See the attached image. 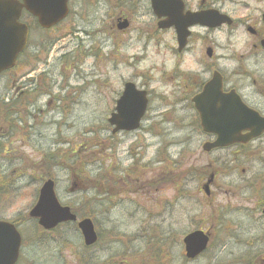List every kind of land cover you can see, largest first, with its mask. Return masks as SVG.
Instances as JSON below:
<instances>
[{"label": "rangeland", "instance_id": "1", "mask_svg": "<svg viewBox=\"0 0 264 264\" xmlns=\"http://www.w3.org/2000/svg\"><path fill=\"white\" fill-rule=\"evenodd\" d=\"M91 1V5H80L84 12L72 20L69 34L67 23L64 25L66 29L54 36H40V32L35 30L31 32V59L40 58V61L33 63L35 71L30 72L33 82L29 87V100H32V92L37 85L34 81L41 74L43 86L52 95L49 98H52L53 110L39 114L30 109V115L25 116L23 121L16 116L18 122L13 123L17 128L14 136H21L20 130L25 124L32 128L30 133L38 134L40 139H32L29 148L23 149L18 143H14L11 149L15 151V155L25 152L32 164L38 163L43 155H51L50 158L56 154L69 157L71 151L74 152L73 162H69L72 167L67 166L68 170L73 171V178L70 171L60 168L52 169L50 176L56 179L55 193L58 202L76 210L78 215L88 216L94 224L99 241L92 248H83L75 225L61 226L46 235L39 233L35 222L27 219L26 214L36 201L37 191L45 178V170L43 174H38V169H29L9 154L8 161L4 162L8 165V177L13 170L18 172L10 176L15 186H10V190L6 188L0 191V220L22 224L18 232L24 241L17 264H152L153 256L156 255V240L152 239L153 252L152 249H145V239L153 236L152 232H155L164 252L169 253V259L160 258L162 263L159 264H240L236 259L245 255L236 254L243 252L247 248L245 243L248 239L259 232L248 231V222L252 223L255 218L252 217L253 214L241 213L246 219L237 218L234 213L224 216L226 227L223 232L210 224L214 215L222 213L224 209H235L244 204L235 195V189L229 184L230 180L216 179L217 186L211 189L213 201L209 204L198 193V171L205 163L199 155L189 163L184 161L182 153L170 155L176 163H181L175 170H181L184 166L186 168L187 165L196 170L188 184L183 179L169 181L167 176V181L164 182L165 179L160 177L169 168H165L163 164L155 165L158 149L167 146V141L179 134L173 132L175 127L169 122L161 123L158 101L155 99L157 93L172 89L171 84L165 83L177 62L172 54V50H175L172 32L158 31L157 45L147 38L145 31L155 28V19L148 1L141 0L139 15L132 17L128 35H118L113 39L114 34H107L109 19L106 17L108 8L105 1ZM208 1L216 10L231 18L242 19L248 16L250 20L247 22L250 25H260L264 0ZM123 4L131 6L128 0L123 1ZM195 35L199 38H194L189 43L192 52L189 51L181 59L186 73L201 74L204 71L199 63L206 61L203 50L209 43H214L210 46L217 55L223 56V61L219 62V66L216 65L217 68L230 71L234 65L231 60L235 54L234 49L239 53L248 51L249 43L254 42L248 37L237 41L234 33L226 27L213 32L199 29ZM113 41L118 44L121 55L119 58L116 55L120 60L118 62L107 59L108 52L113 51ZM134 56L138 57L137 60L132 59ZM263 68L262 63L259 69ZM16 76L24 75L19 70ZM10 77L12 74L6 73L0 78V89L6 87L9 90L8 96L14 91L9 83ZM126 82L138 87L149 83L148 89L154 95L148 120L143 123L141 131L111 135L107 119L113 113L115 101ZM54 95L57 96L53 97ZM46 101L47 96L41 94L36 103L46 104ZM154 123H159L155 127L156 134H145L154 129ZM160 125L166 127L158 130ZM185 135L183 133L179 140ZM193 138L198 140V134H194ZM134 162L136 164L127 169ZM76 169H82L83 175L98 181L95 188L106 185L107 181L103 182L104 174L113 172L116 186H112V194L119 190L120 194L105 192L107 196H98L86 185L75 187L70 192L72 181L76 184L82 179ZM131 169L135 174L128 178V171ZM20 173H23V178ZM16 187L20 189L12 190ZM193 230H210L211 243L205 254L193 262H187L183 257L181 240ZM218 235L225 237L218 241ZM236 239L242 241L241 246L235 245ZM164 242L169 248L163 245Z\"/></svg>", "mask_w": 264, "mask_h": 264}, {"label": "flooded vegetation", "instance_id": "2", "mask_svg": "<svg viewBox=\"0 0 264 264\" xmlns=\"http://www.w3.org/2000/svg\"><path fill=\"white\" fill-rule=\"evenodd\" d=\"M104 1L108 8L106 14L107 19H109L107 34L109 36L110 34H114L113 39L118 35H128L132 17L139 15V2L141 0H128L131 6H125L123 4L125 0ZM176 1H178L180 5L182 4L183 14H197L209 10H216L208 0ZM91 4V0H66V2L60 0L58 4H47L46 2L31 4L30 0H25V2L23 0H10L8 10H12L13 16H17V23L26 29L27 36L25 47L17 56L14 70L11 72L12 77H10L9 83L13 86V94L8 96L7 91L9 90L6 87L0 89L1 114L7 116L9 114L16 115L23 121L25 116L30 115V109L33 110V113L39 114H44V112L49 113L50 110H53L52 98L47 100L46 104L38 105L36 103L38 97L41 95L40 91L43 90L42 76H38L34 81L37 85L32 92V100H29L31 93L29 87L33 82L30 72L34 73V70H31V68L34 67L33 63H36V61L31 59V32L35 30L40 32V36H54L56 34H61L62 30L66 29L64 25L67 23L69 28L67 34H69L72 29V20L77 19L80 14L84 12V8H80V5L85 7ZM53 10L65 11L66 16L64 20L49 30H41L37 23V16L34 15V13L39 12L40 14L45 13L50 15L51 13H48V11L51 12ZM261 16L259 20L261 26L259 24L250 25L247 22L250 20L248 16L242 19L231 18L232 23L229 28L230 32L234 33L236 40L239 41L240 39L248 37L251 40L253 39L254 42L252 41V43H249L248 51L246 50L239 53L240 51L234 49L233 52L235 54L231 57L234 65L230 71H223L221 68H217L219 62H221V60L223 61V56L217 55L210 46L212 44L214 45V43L205 45L203 58L206 59V61L199 63L204 67V71L201 74L186 73L183 70L181 59L187 55L189 51L192 52V49L189 48L190 41L194 38H199L198 35H195L196 30L213 31L206 30V28L200 26L192 27L190 29V36L186 48L181 52H178L176 48L174 51L172 50V54L176 57L177 62L167 82H165L166 84H171L172 89L166 92H159L155 97L158 101L157 108L158 112H160L158 116L161 122H169L173 127H178L179 124H183L186 135L183 140L178 141V143L179 145L183 144L182 154L185 159L184 161L189 163L192 158L198 157V155L205 161L202 168L198 171V173L200 172V187L198 188V193L210 204L213 201L211 189L217 186L216 179L226 178L230 180V186L235 189V195L244 202L243 205H239L235 209L226 208L222 213L214 215L210 224L218 228L220 232H223L226 227L224 226L226 222L224 221V216H230L234 213V215H237V218L242 217L246 219L241 213H249L253 214L252 217H255L252 223L247 221L249 223L248 231L259 230V232L248 239L245 243L247 248H245L243 252L236 254L240 256L245 255V257L236 259V262L240 264H264V130L259 137L250 140H239L249 135L250 131L242 129L240 133H236L233 132V130H238V128L231 127V133H228L229 130H225L224 134H222V132L217 134L216 128L222 127L224 121L229 120L228 118H223L222 115L218 116L220 111H224L226 115L236 113L237 115H242L241 119H244L243 114H245V112L240 107L241 104L245 109L256 113L260 119H264V68L262 70L259 69V65H262V63L264 64V23H262ZM118 20H128L129 28L122 31L119 30L116 25ZM153 23L155 28L153 27L145 31V33L147 34V38L155 41L157 45L158 30L156 29V20ZM171 32L175 42L174 31L171 30ZM113 47V51L108 52L107 59L108 61L118 62L120 61L118 58L121 57V55L119 54L118 44L115 41H113ZM206 49L212 50L210 58L206 55ZM201 51L202 48L200 49V52ZM137 58V56H134L132 59L137 60ZM206 63H211V65L208 66ZM19 70L24 76H16ZM214 73L220 75V83L213 84V88L219 87L218 91H213L207 94L205 100H198L196 102L195 99L197 96L202 95V93H204L203 90L213 80ZM25 79L27 80L25 81ZM20 80H23V82ZM18 83H21V85H18ZM15 84H17V86H15ZM148 87L149 83L141 85L138 88L145 91L148 90L150 107L152 95L154 94L152 91H149ZM200 105H203L201 111L198 110ZM199 114L206 115L202 125ZM0 120L3 121L1 118ZM144 120H148V116L145 115ZM6 123H0V191L6 188L10 190V186H15L10 176L18 171L13 170L8 177V165L4 163L8 161L9 154H12L14 156L13 159L20 160V162L26 167H29V169H38V174H43L44 170L46 172V157L44 155L40 157L38 163L32 164L30 157L25 156L27 155L25 152L21 153L22 155H15V151L11 149L14 143H18L23 149L29 148L31 146V140H39V135L31 134L32 128L23 124L24 126L20 130L21 136H14L17 132V128L13 124V121L9 119ZM156 126H158V124ZM141 130L142 128H140L139 131ZM147 132L148 133L145 134H154L155 129H150ZM196 133L199 136L198 140L193 138V135ZM222 135L232 137L234 142L225 147L218 146L217 143H223V140L221 141L219 138L222 137ZM7 144L9 145L7 146ZM71 154L74 155V152L71 151ZM59 157L60 156H58V158ZM55 163H57V159H55ZM9 167L11 166L9 165ZM58 167L59 166L52 165L51 169H56ZM177 173H181L183 181L188 184L191 176L196 174V170L194 167L187 165L186 168L184 166L183 169L177 170ZM247 174L248 176H246ZM20 176L23 178V173H20ZM45 179L46 177L43 179V182ZM205 186L208 188V194L204 191L206 190ZM16 189H20V187L12 188V190ZM225 194L227 195V192H225ZM238 222H240V220H238ZM14 224L18 225V222ZM21 226L22 224H19L17 227L20 228ZM224 237V235H218L217 239L221 241ZM210 243L211 236H209V245ZM241 244V240H235L236 246H241ZM246 260H248V262Z\"/></svg>", "mask_w": 264, "mask_h": 264}, {"label": "water", "instance_id": "3", "mask_svg": "<svg viewBox=\"0 0 264 264\" xmlns=\"http://www.w3.org/2000/svg\"><path fill=\"white\" fill-rule=\"evenodd\" d=\"M51 0H47L50 2ZM59 0H53L58 3ZM152 12L157 19H164L158 23L160 30L173 28L176 36V43L180 51L186 44V39L189 36L188 28L200 25L208 29L218 28L223 24L230 25L231 22L226 16H222L215 11H208L201 14H182V6L176 0H150ZM9 7L8 0H0V74L11 70L14 67L16 56L22 51L25 45L26 32L21 31L16 22V17H13L11 12L5 10ZM55 12V11H53ZM64 15L56 18H39V25L48 29L56 25L62 20ZM264 22V15H263ZM126 27L125 24L120 26L121 29ZM210 57V50H207ZM220 83L219 77L214 76L212 82L204 89L200 100H205L207 94L213 91H218V88H213V84ZM220 92V89H219ZM198 97V99H199ZM146 107L145 92H137L133 85L126 84L123 92L116 102L115 112L111 115L108 123L114 126L113 133L117 131H133L137 129L138 123L144 114ZM203 105L199 106L201 108ZM220 108V106H219ZM228 118L224 121L222 127H217V134L225 130L232 132L231 127H237L240 132L242 129L249 130L250 134L244 140L255 138L264 130V120L259 121L253 113H246V117L241 119L242 115L231 113L226 115L224 111H220L218 116ZM206 117L201 114L202 121ZM223 143H218V146L224 147L233 143L232 137L222 135L219 137ZM29 218L37 220V224L44 231H52L58 225L64 223H73L76 217L70 213L69 208L62 207L56 200L51 181L45 182L39 190L37 202L28 214ZM77 229L80 233L83 246L88 248L95 244L97 238L93 230L92 223L89 219L81 220L77 223ZM208 239L201 232H194L186 236L183 240L184 251L188 259H193L201 254L207 246ZM21 239L15 229L6 223H0V264H15L18 258Z\"/></svg>", "mask_w": 264, "mask_h": 264}, {"label": "trees", "instance_id": "4", "mask_svg": "<svg viewBox=\"0 0 264 264\" xmlns=\"http://www.w3.org/2000/svg\"><path fill=\"white\" fill-rule=\"evenodd\" d=\"M77 172H78V175L80 176V178H82L81 181H84L85 182L87 179H89L87 175H83L84 172H83L82 169L78 170ZM94 182H96V180ZM163 245H166L165 242L163 243ZM156 247L157 248L155 249V252H156L155 253L156 254L155 256L158 257V258H160L161 254H164L165 252H164L163 247H162V244L160 242H158L156 244ZM146 248L148 250H151L152 249L151 252H153V248L151 247V241H150V239H148V244H147V247Z\"/></svg>", "mask_w": 264, "mask_h": 264}]
</instances>
